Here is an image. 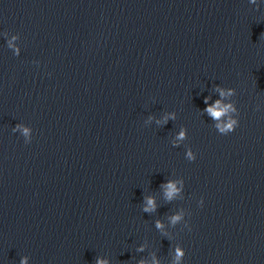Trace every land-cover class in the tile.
Returning <instances> with one entry per match:
<instances>
[{"label":"water","instance_id":"95a60500","mask_svg":"<svg viewBox=\"0 0 264 264\" xmlns=\"http://www.w3.org/2000/svg\"><path fill=\"white\" fill-rule=\"evenodd\" d=\"M98 261L264 264V0H0V264Z\"/></svg>","mask_w":264,"mask_h":264},{"label":"clouds","instance_id":"9594fccd","mask_svg":"<svg viewBox=\"0 0 264 264\" xmlns=\"http://www.w3.org/2000/svg\"><path fill=\"white\" fill-rule=\"evenodd\" d=\"M218 108H219V101L217 102L216 107H209V108L206 109V111H208L214 118L219 119L221 117V115L227 109L217 110ZM232 123H234V122H232ZM232 123H229L225 127L228 128V129H231L232 128ZM168 189H169L168 196H169V198H171L172 194L176 191L175 185L172 184V183H169L168 184ZM148 205L149 206H153L154 205V201L149 199L148 200ZM149 210H150V208H145V211H149ZM178 219H179L178 216L173 218L174 222H175V220H178ZM157 226L159 227L160 225L158 224ZM178 255H182V253H180L179 250H178ZM98 264H105V262L104 261H98Z\"/></svg>","mask_w":264,"mask_h":264}]
</instances>
